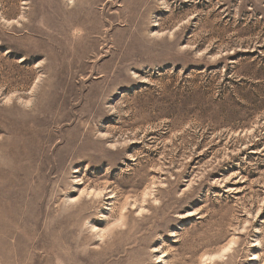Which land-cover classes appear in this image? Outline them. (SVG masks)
<instances>
[{"label":"rangeland","instance_id":"374dc122","mask_svg":"<svg viewBox=\"0 0 264 264\" xmlns=\"http://www.w3.org/2000/svg\"><path fill=\"white\" fill-rule=\"evenodd\" d=\"M0 264H264V0H0Z\"/></svg>","mask_w":264,"mask_h":264},{"label":"bare ground","instance_id":"6f19581e","mask_svg":"<svg viewBox=\"0 0 264 264\" xmlns=\"http://www.w3.org/2000/svg\"><path fill=\"white\" fill-rule=\"evenodd\" d=\"M95 198H97V197L95 196Z\"/></svg>","mask_w":264,"mask_h":264}]
</instances>
